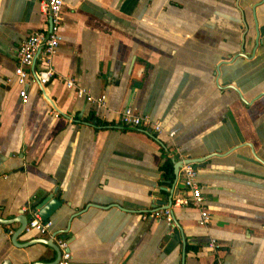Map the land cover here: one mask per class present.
<instances>
[{"label":"crops","instance_id":"obj_1","mask_svg":"<svg viewBox=\"0 0 264 264\" xmlns=\"http://www.w3.org/2000/svg\"><path fill=\"white\" fill-rule=\"evenodd\" d=\"M61 15L57 76L22 103L17 47L48 18L0 0V264H51L60 237L69 264H264V0H63ZM64 77L106 95L99 115ZM126 107L163 131L122 126ZM167 158L196 161L207 226L176 204L187 190ZM54 188L51 235L14 244ZM170 198L172 226L145 216Z\"/></svg>","mask_w":264,"mask_h":264},{"label":"built area","instance_id":"obj_2","mask_svg":"<svg viewBox=\"0 0 264 264\" xmlns=\"http://www.w3.org/2000/svg\"><path fill=\"white\" fill-rule=\"evenodd\" d=\"M38 1L40 11L48 18V26L45 29L29 33L20 41L16 51L17 65L13 75L20 87L19 96L22 103H26L29 98L26 87L28 84L44 86L52 78L57 76V72L53 67V56L62 39L61 10L63 0ZM36 60H38V63ZM10 80L11 78H8V81ZM64 81L69 88L75 89L78 97H84L94 105L95 115L100 114L101 109L106 105L105 94L95 96L91 93L89 88L76 85L71 78L64 77ZM51 112L55 116H58L57 112L53 110ZM118 123L126 127L145 128L155 136H158L163 131L160 121L151 120L146 115H140L131 107H126L119 112ZM179 175L184 188L187 190V195L177 199L176 204L195 207L199 212L198 223L202 226H207L210 222L211 215L204 204L202 185L198 180L196 165L191 162L183 163L179 169ZM24 211H26L28 215V222L25 227L27 232L34 231L39 235H51V220L43 219L38 210L32 206H26ZM145 216L153 219H163L169 226L173 225V212L171 207L152 210ZM55 242L61 250V255L57 264H69L71 255L68 250L66 238H56ZM209 246L213 249H218L219 247L215 239H210Z\"/></svg>","mask_w":264,"mask_h":264},{"label":"water","instance_id":"obj_3","mask_svg":"<svg viewBox=\"0 0 264 264\" xmlns=\"http://www.w3.org/2000/svg\"><path fill=\"white\" fill-rule=\"evenodd\" d=\"M40 87H43V86H40ZM120 127H122V126H120ZM127 128H134V127H127ZM147 131H149V130H147ZM148 133H149V135H152L154 138H156V136L153 133H151L150 131ZM185 162L195 163L196 161L194 159L188 158L185 160H179V161L175 162V164H174L175 176H178V171H179L180 167L182 166V164ZM58 192H59L58 188L57 189L54 188L50 192L42 190L40 196L38 197L37 203L33 207L36 210H38V212L40 213V215L43 219H49L50 216L54 213V211H56V209L61 205V203H63L64 200L59 197ZM166 203H169V204H168V206H164V207H170L171 198ZM23 217H24V221L23 222L21 221V225L12 234V241L14 244H18L16 239L22 233H29L25 230L26 224L28 222V216H27V214H24ZM2 220L3 219L1 218L0 219V225L6 224ZM40 241L45 242V241H43V239ZM33 242H37V241H34V240L33 241L32 240L27 241L26 243H24L22 245L27 246L28 244H31ZM46 243L49 244L50 246H52L57 253L55 260L52 261L51 264H57V262L59 261L60 255H61L60 248L55 243H52V242L51 243L46 242Z\"/></svg>","mask_w":264,"mask_h":264},{"label":"trees","instance_id":"obj_4","mask_svg":"<svg viewBox=\"0 0 264 264\" xmlns=\"http://www.w3.org/2000/svg\"><path fill=\"white\" fill-rule=\"evenodd\" d=\"M161 168L164 171V176L167 179H173L174 173H173V162L170 158H167L164 163L162 164Z\"/></svg>","mask_w":264,"mask_h":264}]
</instances>
